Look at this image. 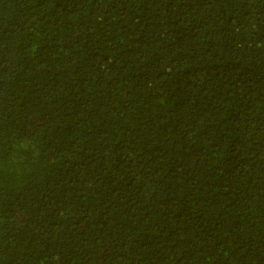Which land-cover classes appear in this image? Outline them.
<instances>
[{
	"label": "trees",
	"instance_id": "16d2710c",
	"mask_svg": "<svg viewBox=\"0 0 264 264\" xmlns=\"http://www.w3.org/2000/svg\"><path fill=\"white\" fill-rule=\"evenodd\" d=\"M0 264H264V0H0Z\"/></svg>",
	"mask_w": 264,
	"mask_h": 264
}]
</instances>
